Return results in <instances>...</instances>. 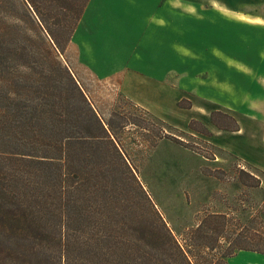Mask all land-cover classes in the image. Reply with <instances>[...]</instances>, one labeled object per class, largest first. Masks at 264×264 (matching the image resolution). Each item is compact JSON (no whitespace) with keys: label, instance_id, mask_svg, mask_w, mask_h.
<instances>
[{"label":"trees","instance_id":"16d2710c","mask_svg":"<svg viewBox=\"0 0 264 264\" xmlns=\"http://www.w3.org/2000/svg\"><path fill=\"white\" fill-rule=\"evenodd\" d=\"M18 1L49 53L38 71L34 42L19 51L4 43L3 17L13 13L0 0V141L10 149L0 150V264H229L238 251L264 253V226L243 225L227 214L202 219L193 230L195 253L165 224L164 232L134 224L120 178L138 179L111 124L106 126L68 66L52 55L64 49L54 25H62L71 40L90 0ZM216 115L231 123L223 125ZM212 121L220 129H239L222 111H214ZM197 123L190 126L210 135ZM100 144L121 165H98L102 157L114 159L100 154Z\"/></svg>","mask_w":264,"mask_h":264},{"label":"crops","instance_id":"0c3cea01","mask_svg":"<svg viewBox=\"0 0 264 264\" xmlns=\"http://www.w3.org/2000/svg\"><path fill=\"white\" fill-rule=\"evenodd\" d=\"M195 5L90 0L71 42L92 72L117 78L133 103L179 128L193 117L202 120L216 145L264 173V17L201 18ZM183 99L193 107L181 108ZM213 107L232 115L239 129L213 125ZM251 258L235 254L227 261L264 264V254Z\"/></svg>","mask_w":264,"mask_h":264},{"label":"rangeland","instance_id":"374dc122","mask_svg":"<svg viewBox=\"0 0 264 264\" xmlns=\"http://www.w3.org/2000/svg\"><path fill=\"white\" fill-rule=\"evenodd\" d=\"M6 2L13 18L4 14L6 33L3 41L15 51L34 42L35 70L40 71L44 67L46 53H49L40 41L42 32L27 15L21 2ZM195 4V15L201 18L213 16L217 19L218 14L264 17V0H195ZM211 8L217 11L215 16ZM54 28L64 47L62 53L52 51L54 59L62 60L68 66L106 126L111 124L112 132L120 142L118 146L138 179L137 183L133 179L126 181V177L120 178L124 180L122 184L128 212L134 224H146L159 232H164L165 224L182 245L187 247L190 244L194 253L198 249L195 247L193 230L208 214H227L243 225L252 221L255 227L264 226L263 172L244 164L234 154L216 145L212 131L202 120L193 117L186 128H179L133 103L121 91L117 78L99 77L80 60L79 46L71 42L73 36L67 40L62 25H54ZM200 80L204 82L203 78ZM178 105L189 109L193 107V102L183 99ZM214 111L224 112L217 107L212 108L210 119L213 125ZM216 118L223 125L231 123L230 119L221 115H216ZM194 120H198L199 128L206 126L210 135L195 130V124L191 127ZM116 138L113 137L114 140ZM5 141L8 145V141ZM0 142V150H10L3 141ZM100 145V154L110 155L107 145ZM110 156L114 159L102 157L97 161L98 165H121L115 155ZM219 242L225 244L224 240ZM201 254L207 255L205 251ZM236 254L243 260L248 257L246 261L253 262L255 260L251 257L264 253L245 250Z\"/></svg>","mask_w":264,"mask_h":264}]
</instances>
